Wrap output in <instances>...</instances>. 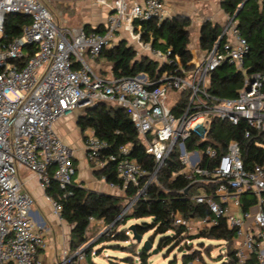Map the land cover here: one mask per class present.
I'll use <instances>...</instances> for the list:
<instances>
[{"label":"built area","instance_id":"obj_1","mask_svg":"<svg viewBox=\"0 0 264 264\" xmlns=\"http://www.w3.org/2000/svg\"><path fill=\"white\" fill-rule=\"evenodd\" d=\"M8 14L29 18V24L10 40L5 39L3 30ZM164 18L161 0H112L101 29L86 31L84 27L60 26L41 0H0V264H40L38 253L46 242L32 220L34 199L24 189L19 172L25 169L33 175L44 195L51 181L63 197L70 195L68 186L76 175L74 151L62 143L53 124L99 102L126 112L155 164L149 172L130 158L129 144L105 155L107 143L90 129L84 131L85 158L90 166L102 170L112 163L119 183L108 186L121 195L128 187L136 189L123 214L155 182L158 171L177 149L181 174L197 184L190 200L205 205L209 214L185 218L172 213V225L193 236L223 220L233 231L234 253L229 257L222 242L219 264H264V161L246 169L234 140L223 153L209 144L201 152L185 149L191 137L205 141L212 120L231 125L244 120L250 129L264 133V73L246 74L243 65L248 44L233 18L219 36L224 42L218 44V38L203 61L192 68L184 66L177 55L171 57L169 52L141 42L139 32L133 33L134 21L160 22ZM120 29L128 30L151 59L172 69L153 80L146 73L114 79L93 72L87 61L111 46ZM224 63L244 75L234 99L219 100L207 94L209 73ZM171 93L177 94L172 104ZM182 98L186 102L179 107ZM203 157L210 168H201ZM100 179L106 182L104 177ZM142 179L146 182L140 186ZM208 188L213 189L208 192ZM46 198L53 215L63 221L58 201ZM96 221L90 218L89 226ZM200 256L187 264H205ZM84 260L82 245L67 261L79 264Z\"/></svg>","mask_w":264,"mask_h":264},{"label":"trees","instance_id":"obj_2","mask_svg":"<svg viewBox=\"0 0 264 264\" xmlns=\"http://www.w3.org/2000/svg\"><path fill=\"white\" fill-rule=\"evenodd\" d=\"M244 1L220 0V6L229 18L236 15L235 27L248 44V54L243 65L246 74H263L264 52L252 35L253 27L246 15L247 10L257 0H247L244 6L238 10ZM262 7L264 15V0H262ZM27 24H29L28 17L21 14H8L3 25L5 39L10 40L19 35L22 27ZM188 25V19L179 17L164 18L160 22L152 19L134 21L133 23L134 28L139 27L141 42L149 43L152 48L163 53L169 52L171 57L177 55L184 66L191 59L188 51ZM84 29L90 30L87 26ZM220 35L221 30L218 26L212 25L210 22L203 23L199 32V49L206 52L210 51ZM223 42L224 38L220 40V44ZM95 61L104 68H109V73L103 70L99 73L100 76L110 75L114 79L146 73L153 80L157 79L163 72L172 69V67L161 65L148 55L137 57L133 47L128 46L124 41L110 47H104ZM185 68L188 69L189 67ZM243 79V73L237 71L233 65L224 63L209 73L207 94L209 97L219 100L234 99L243 85ZM185 102V98H182L179 107H183ZM77 127L81 134L90 129L95 137L105 141L107 143L105 155L116 153L120 146L129 144V157L149 172L153 171L154 161L145 153L144 147L140 144L136 131L123 109L99 102L83 111V114L77 119ZM245 133H248L247 137H245ZM231 140L238 143L241 160L246 169H250L254 164L263 163L264 133L250 129L244 120H239L236 125H231L226 121L212 120L205 141L191 137L185 142V149L186 151L197 150L201 152L209 144L223 153L227 143ZM178 155L177 149L170 153L158 171L155 182L151 183L144 195L134 202L128 211V215L125 213L120 216L126 201L136 195V189L133 187H128L121 196H110L88 191L73 183L68 186L71 194L63 197L62 191L57 188L54 181H51L45 195L58 201L61 206V217L71 227L69 235L71 251H75L85 244V235L90 218L101 221L105 227L110 228V234L101 236L96 245L105 242H129L127 231L116 229L119 226H124L128 219H133L140 221L139 224H133L137 236L142 238L146 233L152 232L147 240L152 245L157 237L159 238L156 244L158 252L167 247L172 248L170 250L179 249V252L183 253L181 264H187L195 256H199V249L210 256L211 245L197 242L196 248L193 250L192 245L188 244L193 240L223 242L227 255L231 257L234 253V234L226 227L223 220L216 227L193 236L184 235L181 228L172 225V213L177 212L185 218L203 217L209 214L205 205L196 204L190 200L197 184H192L181 174L183 166ZM210 166L211 164L206 157H203L201 168H210ZM96 175L100 178L104 177L106 183H119L112 163H109L104 169L96 171ZM145 182L146 179H142L140 186ZM212 189L208 188L207 191L210 192ZM243 199L245 201V198ZM130 247L125 249L128 250ZM128 252L135 253L134 251ZM149 256L150 253L141 249L137 254L139 264H147ZM125 260L128 264H132V258ZM204 263L206 264V262ZM89 264L93 263L90 262Z\"/></svg>","mask_w":264,"mask_h":264},{"label":"crops","instance_id":"obj_3","mask_svg":"<svg viewBox=\"0 0 264 264\" xmlns=\"http://www.w3.org/2000/svg\"><path fill=\"white\" fill-rule=\"evenodd\" d=\"M88 4V11L90 12V18L87 19L80 25V27H88L90 30L101 29L106 14L107 7L112 2V0H85ZM101 1V3H100ZM129 3L132 1L142 0H127ZM165 6V18H186L189 21V25L187 27V31L189 34V44L188 51L191 55L190 61L186 64L190 68L192 66L199 64L203 61L206 56V51H202L199 49L198 41H199V32L201 26L205 22H210L212 25L218 26L222 31L223 27L227 24L229 17L222 10L220 6V0H161ZM262 0H257L254 2L251 7L247 10L246 15L249 19L250 25L253 27V37L259 43L261 50L264 52V15L262 13ZM56 16V15H55ZM57 17V16H56ZM60 24V19L57 17ZM64 25V24H63ZM65 27H69L64 25ZM72 28V27H70ZM78 28V27H76ZM139 32V27L133 28V33L137 34ZM132 40V35L126 29H120L116 38L111 44V46L116 45L120 41L126 42L128 46L133 47V49L137 52L138 46L134 43H130ZM110 47V46H109ZM139 56L146 55L145 53L137 54ZM89 67L93 72L99 74L97 70L95 71L96 61L88 60L87 61ZM189 68V69H190ZM104 71L109 73V68H104ZM83 114V111L78 110L71 114H67L61 117L59 123L53 124V129L55 133L58 135L65 136L66 132L76 131L79 134L80 142L82 145L83 155L85 156V150L83 146V137L84 134H81L80 129L77 127V119ZM64 124H68L69 126H63ZM78 161V156L74 155V165L76 167V174L80 170L77 168L76 162ZM96 169L91 167L88 172V175L84 178L74 177L73 183L77 186H80L88 191L95 192L97 194H106L110 196H121L119 192L114 189H111L106 182H103L100 177L96 175ZM28 172L25 169H22L19 172ZM29 173V172H28ZM29 178L34 177L30 173L28 174ZM26 190V188L24 187ZM27 191V190H26ZM28 192V191H27ZM29 193V192H28ZM44 199L40 196L35 195L34 198V206L32 208L31 217L36 226V228L43 233L45 238L46 247L38 253V259L40 264H71L67 260L73 256L75 251H71L70 247V230L71 227L66 224L64 221H59L55 215H53L51 207L48 203L46 196L44 195ZM92 227L96 228H104V225L101 221H96ZM222 243V242H221ZM197 242H193V250L196 248ZM220 246H218L219 248ZM217 248V250H218ZM200 255L202 257V261L206 262V258L212 259V255L207 256L202 249H199ZM93 253V252H92ZM86 256L85 262L79 264H89L90 262L95 264L91 260V255ZM95 254V253H94ZM136 258L137 254L135 255ZM150 258V256H149ZM148 258V260H149ZM216 259H220V256H217ZM147 260V264H148ZM179 260V259H178ZM111 264H114L110 262ZM176 258L172 262H168L167 264H176ZM74 264V263H72ZM133 264V261H132ZM181 264V257L178 262ZM206 264H209L206 262Z\"/></svg>","mask_w":264,"mask_h":264},{"label":"rangeland","instance_id":"obj_4","mask_svg":"<svg viewBox=\"0 0 264 264\" xmlns=\"http://www.w3.org/2000/svg\"><path fill=\"white\" fill-rule=\"evenodd\" d=\"M46 6L51 10V12L54 13L57 17L60 19V26L67 25L72 28L80 27L84 21L90 18V12L88 11V4L85 0H41ZM64 24V25H63ZM130 43H134V40H130ZM137 54L144 53L142 52L139 47L137 49ZM137 57H140L137 55ZM95 71L101 73L104 69L103 66H101L100 63L95 64ZM177 94L171 93L169 97V101H172L175 99ZM175 101V100H174ZM173 101V102H174ZM110 105V104H109ZM61 118L57 119L55 122L56 124L59 123ZM55 124V123H54ZM63 126L65 125L68 127V124H64L62 122ZM59 138L61 139L62 143L70 148L72 151H74V155L78 156V161L76 162L77 168L80 170L77 172L76 177L78 178H84L85 175H88L89 170L91 169L90 164L87 162L85 156L83 155L82 151V145L80 142L79 134L76 131L72 132H66V135H60ZM28 172H21L20 173V179L23 182L24 187L29 192V194L33 197L35 195L40 196L42 199H44V193L39 188L37 181L34 177L29 178ZM34 199V198H33ZM129 210H127V214ZM140 221H135L133 219H128L126 221V224L124 226H119L116 230L125 229L129 235V242L127 243H116V242H105L103 244L96 245L98 239L105 235L108 236L110 234V228L105 227L99 229L96 227L89 226V228L86 231V242L83 245V252L86 256L91 255V260L95 264H111L110 262L114 264H128L125 259L132 258L133 264H139V259L135 257L136 254H138L141 251V244H137L135 240L132 239L131 232L129 231V226L133 224H139ZM152 232H148L141 238V241L147 240ZM157 239L153 242L152 247L155 249L156 244L158 242ZM193 242H199L204 243L205 245H211L210 250L212 255V259H207L206 262L209 264H219V259H216L218 256V246H222L223 243L216 242V241H207V240H193L191 242H188L189 245H193ZM115 245V246H114ZM118 245V247H117ZM131 246V247H130ZM126 247H130V249L126 250ZM91 249V250H89ZM172 248L167 247L162 249L159 253L156 255H151L148 260V264H167L168 262L174 261L176 258V264H178L180 257L183 253L179 252V249L173 248V250H170ZM128 251H134L135 253H129ZM90 252V253H89ZM95 253V254H94ZM179 259V260H178ZM85 260L83 262H85Z\"/></svg>","mask_w":264,"mask_h":264},{"label":"water","instance_id":"obj_5","mask_svg":"<svg viewBox=\"0 0 264 264\" xmlns=\"http://www.w3.org/2000/svg\"><path fill=\"white\" fill-rule=\"evenodd\" d=\"M246 1L247 0H245L240 6H239V9L238 10H240L243 6H244V4L246 3ZM238 12V11H237ZM235 16L236 15H234V17H232L233 18V20L235 19ZM220 38L218 39V44L220 43ZM123 214V211L121 212V214H120V216ZM129 231L131 232V235H132V239L133 240H135V242L137 243V244H141V249L142 250H144L145 252H148V253H150L151 255H156L157 253H159L158 251H157V249L155 248H153L152 247V245L148 242V240H145V241H141V237L140 236H137L136 234H135V232H134V226L133 225H131V226H129Z\"/></svg>","mask_w":264,"mask_h":264}]
</instances>
